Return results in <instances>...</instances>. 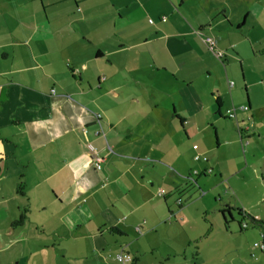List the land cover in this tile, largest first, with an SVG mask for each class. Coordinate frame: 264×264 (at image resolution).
Segmentation results:
<instances>
[{"label": "crops", "instance_id": "obj_1", "mask_svg": "<svg viewBox=\"0 0 264 264\" xmlns=\"http://www.w3.org/2000/svg\"><path fill=\"white\" fill-rule=\"evenodd\" d=\"M238 2L0 0V253L198 264L185 188L213 174L225 146L249 143L254 122L257 82L237 62L264 48Z\"/></svg>", "mask_w": 264, "mask_h": 264}, {"label": "rangeland", "instance_id": "obj_2", "mask_svg": "<svg viewBox=\"0 0 264 264\" xmlns=\"http://www.w3.org/2000/svg\"><path fill=\"white\" fill-rule=\"evenodd\" d=\"M244 1L242 7L251 14L253 49H262L264 0ZM228 4L236 12L241 9L238 0H228ZM251 55L247 61L237 62L238 72L243 64L247 72H252L251 81L257 82L251 89L255 114L250 141L225 146L221 151L222 163L214 167L213 174L199 177L196 185L189 184L182 196L185 215L192 220L189 233L191 237H198L193 250L199 254L198 264H264V249L254 247L255 244L264 246V230L253 227L238 212L246 211L264 220V56ZM230 208L231 218L226 214V224L221 211ZM243 223L248 226L245 230L241 229ZM16 258L13 252L0 253L2 264H18Z\"/></svg>", "mask_w": 264, "mask_h": 264}, {"label": "built area", "instance_id": "obj_3", "mask_svg": "<svg viewBox=\"0 0 264 264\" xmlns=\"http://www.w3.org/2000/svg\"><path fill=\"white\" fill-rule=\"evenodd\" d=\"M204 43L206 45V47L209 49V51H211L219 60H222L225 57V53L221 50L217 49V41L214 38L211 37H207L204 39ZM242 111H248L249 108L248 107H241ZM235 110L233 112L229 113V118H235ZM98 119L100 118V116H97ZM252 123V122H251ZM86 132V131H85ZM100 134V131L97 132V135ZM92 157H93V163H94V168L97 171H100L102 169V163L104 162V159L100 156L99 152L91 145L88 146ZM197 148V146H195V149ZM199 157H196V159H198ZM193 175H197V172H194ZM190 180H193L192 176H189ZM161 195L164 194V191L160 192ZM177 204L180 206L182 205V201L181 199H179L177 201ZM243 227H245V225H243ZM255 248H259L260 250L264 249V246L261 244H255L254 245ZM116 260L121 263V264H130L133 262V258L131 257V255L127 254V253H120L116 256Z\"/></svg>", "mask_w": 264, "mask_h": 264}, {"label": "trees", "instance_id": "obj_4", "mask_svg": "<svg viewBox=\"0 0 264 264\" xmlns=\"http://www.w3.org/2000/svg\"><path fill=\"white\" fill-rule=\"evenodd\" d=\"M263 54H264V51H263ZM17 192L19 194H22V192H23V184L22 183L18 184ZM231 210L232 209L230 208V209H226V210L221 211V213L223 215V218H224V221H225L226 224H228V219L226 217V214H228L230 216V218H231ZM238 212H239L240 216L243 217L244 220L248 219L251 222L253 227L262 228L264 230V220L257 219V218L253 217L252 215H250V214H248V213H246V212H244L242 210H238ZM25 220H26V211H24L21 214V216L19 217V219L13 223V227H17V226L23 225ZM243 225H245V227H243ZM247 227H248L247 224L243 223L242 226H241V229L245 230V229H247Z\"/></svg>", "mask_w": 264, "mask_h": 264}]
</instances>
